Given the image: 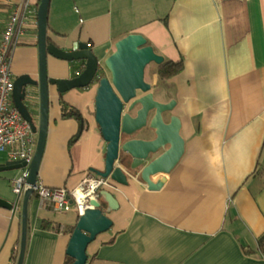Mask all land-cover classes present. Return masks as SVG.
<instances>
[{
  "label": "crops",
  "instance_id": "obj_1",
  "mask_svg": "<svg viewBox=\"0 0 264 264\" xmlns=\"http://www.w3.org/2000/svg\"><path fill=\"white\" fill-rule=\"evenodd\" d=\"M21 2L0 0V33ZM30 2L34 16L13 54V81L37 78L39 0ZM129 34L141 35L164 62H182L174 78L153 71L145 81L158 101H175L185 151L169 174L151 177L157 191L138 177L105 189L118 209L101 198L112 226L88 245L86 264H264V0H50L46 38L60 49L90 45L104 59ZM81 66L47 56L49 79H70ZM95 93L89 86L59 94L49 85L37 179L45 187L71 190L103 170ZM61 101L80 120L62 118ZM10 162L0 153V200L15 206L11 182L23 168ZM23 194L15 212L0 207V264H10L19 243ZM26 215L23 264H66L77 213L53 212L33 193Z\"/></svg>",
  "mask_w": 264,
  "mask_h": 264
},
{
  "label": "water",
  "instance_id": "obj_2",
  "mask_svg": "<svg viewBox=\"0 0 264 264\" xmlns=\"http://www.w3.org/2000/svg\"><path fill=\"white\" fill-rule=\"evenodd\" d=\"M50 0H40L37 7V78L21 75L13 81V105L26 120L36 135L34 156L27 169L29 172L20 210V238L15 264H23L27 240V203L33 194L38 179V169L44 151L48 129L49 85L55 86L59 94L75 89L95 86L94 120L102 140L106 144L102 171L91 170L96 176L109 178L114 184L128 186L135 175L149 191H157L160 184H154L152 176L169 174L179 163L185 151L181 137L180 119L173 114L175 101L160 102L154 98L151 85L145 81V69L149 64L157 66L164 58L156 54L138 34H129L114 44V50L103 60H99L84 44H74L71 50H63L46 38L47 18ZM47 56L65 62L82 63V71L64 80L49 79L47 76ZM109 77H101L102 70ZM98 80V81H97ZM136 110L135 116L131 112ZM154 130L150 141L128 140L120 145V135H131L147 124ZM162 114L169 115L166 122ZM37 115V124L34 122ZM126 154L131 162L128 167L119 164V155ZM12 168H24L25 163L14 161L7 164ZM6 168H0V171ZM109 211H116L118 203L113 195L99 192ZM20 200L17 196L16 205ZM93 208L84 211L70 234L66 255L71 264H86V250L95 238L107 232L112 221L108 218L99 201L91 202ZM16 205L0 200V207L15 212Z\"/></svg>",
  "mask_w": 264,
  "mask_h": 264
},
{
  "label": "built area",
  "instance_id": "obj_3",
  "mask_svg": "<svg viewBox=\"0 0 264 264\" xmlns=\"http://www.w3.org/2000/svg\"><path fill=\"white\" fill-rule=\"evenodd\" d=\"M34 16L30 0H22L14 5L0 33V153H5L11 161L25 163L21 176L11 182L16 196H21L27 189L29 175L28 165L31 163L36 135L30 124L22 118L12 103L13 77L11 71L14 51L24 35L25 25ZM90 48V45H87ZM83 66L75 73L78 75ZM113 182L109 178L86 175L73 189L48 188L38 180L33 187L42 205L56 213L74 211L77 216L83 215L87 209H92L91 202L101 199L99 192L111 188Z\"/></svg>",
  "mask_w": 264,
  "mask_h": 264
},
{
  "label": "trees",
  "instance_id": "obj_4",
  "mask_svg": "<svg viewBox=\"0 0 264 264\" xmlns=\"http://www.w3.org/2000/svg\"><path fill=\"white\" fill-rule=\"evenodd\" d=\"M38 4H39V2H38ZM182 69H183V65H182L181 61L180 62H171V61L165 62L158 68V76L162 81H168V80L174 78L175 76H177L182 71ZM101 77H102V75H101ZM60 103H61L62 118L80 120L79 113L73 107L65 104L63 101H61ZM119 161H120V164H122L126 167H128L130 165V162H131L130 158L127 155L123 160L119 159ZM74 227H72L71 229L69 228V233L73 232ZM42 228L43 229L48 228V224L43 223ZM260 246H264V236L260 239ZM18 248H19V243L16 245V247L12 251L10 264L16 263V259H17V255H18ZM72 262H73V260L71 258L67 257L66 264H71Z\"/></svg>",
  "mask_w": 264,
  "mask_h": 264
},
{
  "label": "flooded vegetation",
  "instance_id": "obj_5",
  "mask_svg": "<svg viewBox=\"0 0 264 264\" xmlns=\"http://www.w3.org/2000/svg\"><path fill=\"white\" fill-rule=\"evenodd\" d=\"M165 63V62H164ZM161 65L157 66L156 65V69H155V74L156 76L159 78L158 76V68L160 67ZM101 75L102 77H109V73L104 69L102 70L101 72ZM100 75V76H101ZM160 79V78H159ZM161 80V79H160ZM154 88H152L151 86V91L153 90ZM154 95V94H153ZM154 98L156 99V97L154 96ZM157 100V99H156ZM158 101V100H157ZM12 103H13V100H12ZM135 112L136 110H133V112H131V116H135ZM152 114H150L148 116V119H147V124L145 127L141 128L140 130L136 131L135 133L131 134V135H124V134H121L120 135V145L123 144L124 142L128 141V140H142V141H150L154 138V130H152L149 126V122H150V118H151ZM168 116L169 115H165V114H162V118H163V121L166 122L168 120ZM126 157V154L124 153H121L120 152V155H119V159L123 160L124 158ZM119 164H120V161H119ZM122 165V164H120ZM137 170L135 171V175L133 176V178L135 177H138L137 176ZM139 179V177H138Z\"/></svg>",
  "mask_w": 264,
  "mask_h": 264
},
{
  "label": "rangeland",
  "instance_id": "obj_6",
  "mask_svg": "<svg viewBox=\"0 0 264 264\" xmlns=\"http://www.w3.org/2000/svg\"><path fill=\"white\" fill-rule=\"evenodd\" d=\"M99 57V60H103L101 59V56H98ZM155 68H156V65L155 64H149L146 69H145V79L148 81L151 80V77H152V73L153 71H155ZM155 95V94H154Z\"/></svg>",
  "mask_w": 264,
  "mask_h": 264
}]
</instances>
